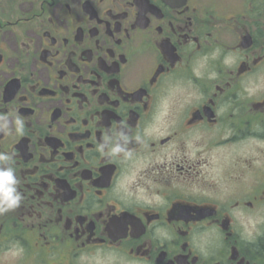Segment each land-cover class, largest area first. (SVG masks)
<instances>
[{
  "label": "flooded vegetation",
  "instance_id": "flooded-vegetation-1",
  "mask_svg": "<svg viewBox=\"0 0 264 264\" xmlns=\"http://www.w3.org/2000/svg\"><path fill=\"white\" fill-rule=\"evenodd\" d=\"M248 142L264 0H0V264H264Z\"/></svg>",
  "mask_w": 264,
  "mask_h": 264
},
{
  "label": "clouds",
  "instance_id": "clouds-1",
  "mask_svg": "<svg viewBox=\"0 0 264 264\" xmlns=\"http://www.w3.org/2000/svg\"><path fill=\"white\" fill-rule=\"evenodd\" d=\"M15 183L11 169L0 171V199L10 206L15 205L19 199V196L15 194Z\"/></svg>",
  "mask_w": 264,
  "mask_h": 264
},
{
  "label": "rangeland",
  "instance_id": "rangeland-1",
  "mask_svg": "<svg viewBox=\"0 0 264 264\" xmlns=\"http://www.w3.org/2000/svg\"><path fill=\"white\" fill-rule=\"evenodd\" d=\"M256 147V144L254 142H248L247 148L248 152H250V149H254ZM251 157L255 160L256 163L255 166L258 168L261 165V168H263L264 164V157L261 158V160L258 161V155L254 154L253 152H250ZM261 161V162H260ZM264 225V205L261 207L260 212L257 213L255 216H251L247 218V228L248 230H252L258 226Z\"/></svg>",
  "mask_w": 264,
  "mask_h": 264
}]
</instances>
